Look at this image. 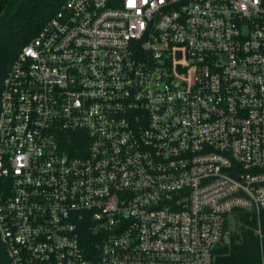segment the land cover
<instances>
[{
    "label": "built area",
    "instance_id": "built-area-1",
    "mask_svg": "<svg viewBox=\"0 0 264 264\" xmlns=\"http://www.w3.org/2000/svg\"><path fill=\"white\" fill-rule=\"evenodd\" d=\"M264 264V0H65L0 91L9 264Z\"/></svg>",
    "mask_w": 264,
    "mask_h": 264
},
{
    "label": "trees",
    "instance_id": "trees-1",
    "mask_svg": "<svg viewBox=\"0 0 264 264\" xmlns=\"http://www.w3.org/2000/svg\"><path fill=\"white\" fill-rule=\"evenodd\" d=\"M65 0H0V91L3 77L20 50L58 11ZM229 243L216 252L215 264H260L254 223L243 221ZM0 264H9L0 243Z\"/></svg>",
    "mask_w": 264,
    "mask_h": 264
}]
</instances>
